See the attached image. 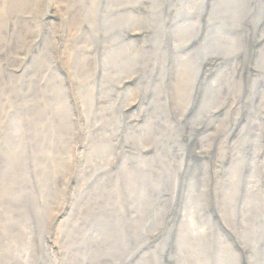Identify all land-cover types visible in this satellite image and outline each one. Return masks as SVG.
Listing matches in <instances>:
<instances>
[{
	"label": "rangeland",
	"instance_id": "rangeland-1",
	"mask_svg": "<svg viewBox=\"0 0 264 264\" xmlns=\"http://www.w3.org/2000/svg\"><path fill=\"white\" fill-rule=\"evenodd\" d=\"M189 1L0 0V264H264V0Z\"/></svg>",
	"mask_w": 264,
	"mask_h": 264
},
{
	"label": "bare ground",
	"instance_id": "bare-ground-1",
	"mask_svg": "<svg viewBox=\"0 0 264 264\" xmlns=\"http://www.w3.org/2000/svg\"><path fill=\"white\" fill-rule=\"evenodd\" d=\"M66 1V0H65ZM187 1V0H186ZM194 0H190L188 3H191V2H193ZM196 1V7H195V9H193V10H191L192 12H194L195 10H196V8L197 7H200L199 8V10L198 11H201V7H203L204 6V2H203V4H202V1L201 0H195ZM187 3V4H188ZM197 4H199V5H197ZM203 9V8H202ZM205 11V10H204ZM191 12V14H189V15H185L184 16V20L186 19V18H188L187 20H189V19H193V17H194V15H193V13ZM190 13V12H189ZM182 13H180V14H178L179 16H182L183 17V15H181ZM260 20L259 21H261L262 20V17H258ZM195 19V18H194ZM174 20V19H173ZM130 31H127V32H125V34L128 36V37H131V38H138V37H141V35H142V33L141 32H137V33H129ZM145 33V32H144ZM125 36V35H124ZM263 36V35H262ZM261 36V37H262ZM264 38V37H263ZM263 38H261V39H263ZM197 39L198 38H194V40H192L191 42L189 41V43L188 44H185V46H183V50L180 48H178L179 50H181V51H186L187 49L189 50L192 46H195V43H197ZM264 40V39H263ZM262 41V40H261ZM192 51V53H194V52H196L197 50H195V49H193V50H191ZM194 51V52H193ZM189 52V51H188ZM122 83H123V85H128L129 84V82H127V81H124V80H122L121 81ZM121 84V83H120ZM123 87H125V86H123ZM264 102V101H263ZM226 109V108H225ZM216 115H217V113H215V112H210L209 113V116H208V120L210 121V119L213 117H216ZM208 124V123H207ZM209 126H211V123L210 124H208L206 127H209ZM204 129H206V128H204ZM203 133V132H202ZM245 133V132H244Z\"/></svg>",
	"mask_w": 264,
	"mask_h": 264
}]
</instances>
